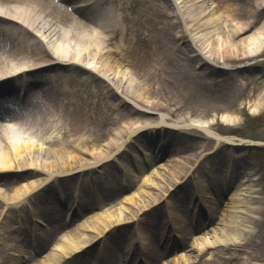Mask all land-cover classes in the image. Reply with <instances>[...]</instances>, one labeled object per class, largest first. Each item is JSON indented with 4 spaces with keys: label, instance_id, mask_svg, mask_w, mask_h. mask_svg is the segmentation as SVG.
<instances>
[{
    "label": "bare ground",
    "instance_id": "bare-ground-1",
    "mask_svg": "<svg viewBox=\"0 0 264 264\" xmlns=\"http://www.w3.org/2000/svg\"><path fill=\"white\" fill-rule=\"evenodd\" d=\"M76 1L80 2V5H86V8H81L79 4L73 6L72 3ZM166 1L137 0L141 5H138L139 18L145 15L151 16L152 23L148 19L149 24L159 30L158 37L156 35V40L160 41L157 43L158 49L154 50L146 44L147 55L145 56L137 52H128L121 42L112 43L109 46L106 38L113 31L125 37L128 35L126 30H135V28L122 23L120 26L117 15L107 6L100 7L99 0H0V6H2L0 8V74L15 73L16 77L19 70L29 67L24 62H5L4 44L8 38L13 44L11 46L13 50L9 52L11 57L15 59L19 57L15 55V50H26V53L33 57V61L40 59L47 61L48 65L31 70L29 75L39 73V71L46 73L51 70L54 76H57V71L60 69H72L84 70L89 73V76L90 74L93 76L103 71L107 73L106 77L110 80L119 81L117 89L124 94L121 97L113 87L108 86L107 92L109 91L111 97L116 99L114 103L118 101L117 105L121 103L124 106L125 101L130 100L133 103L132 106L124 108V115L119 119V115L115 113L112 125H118L120 129L116 135L114 134L115 136H111L112 139L105 149L102 148L101 151L87 156L83 145H88L90 139L93 141V137L88 123L82 119L80 108L70 109L67 105L71 100L69 93L73 91V87H69V79L66 76H63V85L60 86L54 84L45 86L39 83V87L33 90L35 93L32 98L22 95L15 98L8 92L3 93L5 102L0 99V171L18 168L23 170V174L14 175L15 180L9 182L11 188L5 193L0 192V200L5 199L8 205V207L5 206L7 210L11 206H17L22 199L19 204L22 206L15 214L18 216L17 220L11 221L7 216L0 224L2 238L4 232L9 235L8 230H12L9 237H5V242L0 243L2 249L5 244V254L10 255L5 258L2 256L3 250H0V264H21L31 260L32 246L27 245L22 240L24 238L21 239L22 230L27 232L33 244L47 238V247L44 252L42 251V257L38 261L33 258L36 261L34 264H122V261L127 262L130 259V262H133L137 251L145 253V258L148 254L150 260L148 264H159L158 261L162 255L167 253L164 259L168 260L171 250L176 251L177 249L167 246L169 243L162 238L165 227L162 226V229L158 230L155 226L157 223L153 221H157L158 224H168L173 231L180 222L187 223L186 226L190 225L188 224L190 217L184 210H181L180 214H176L173 210V207L179 205L186 207V198L193 200V205L187 209L193 210L195 218L197 214L205 213V209L211 216L210 208L219 212L221 206V204L217 205L215 195L223 194L222 191L228 190V187H230L231 202L223 207L226 210L222 213L223 225L212 229L211 235L205 232L197 236L195 253L174 256L172 264H196L202 261L207 264L209 260L204 257L210 253L208 252L209 246L228 247L235 244L239 237L245 239L246 244L256 238L257 247L261 248L263 242L261 230L255 233H244L242 226H246L247 220L239 214V211L244 210L247 202L246 191L256 192L258 190L252 183L254 180L252 172L238 168L234 163L233 165L227 164V159L222 164L199 162L202 152L198 153L199 156L189 153L184 155L176 143L172 141L168 143L169 140L179 139V134L175 130L177 128H174L177 125L164 120L165 117L174 116L173 118L177 117L180 120L187 117L178 116L175 107L168 108L167 105L151 97L160 95L159 86L158 93L155 86V76L159 70L166 75H173L179 70L186 71L194 68V71L202 70L198 75L201 77L203 72L208 70L207 68L216 70L218 67L228 70L232 62L257 56L256 54L264 48V0ZM183 12H187L190 17L186 21L189 27L188 34H186V29L184 31L179 24L177 25L179 18H183ZM49 17L54 20L55 26L46 30L45 24L49 21ZM172 18L175 19V28H178L176 31L180 34L176 33L171 36L169 31L174 25ZM132 24L137 27L141 22L137 18ZM53 31V37L47 39V47L38 43V47L33 49L30 37H38V40L46 39L47 34ZM141 37L147 40V35L143 34ZM180 41L183 42L179 44ZM93 62L96 64L93 65ZM125 65L130 66V73L122 68ZM235 71L233 75L235 74L238 79L240 77L238 72L243 70L236 69ZM25 75L28 76L29 82L34 80L30 79L31 76ZM54 76L51 78L53 79ZM164 78V76L161 77L163 81H165ZM190 80H192L191 76ZM260 82L262 83L260 86H264V80ZM146 83L148 86H145ZM1 85L4 83L1 82ZM1 88L5 91L11 89L5 86L0 87V91H4ZM263 94V88L260 90L259 87V91L253 98L257 102L250 104L253 106L251 109L253 114L261 110L262 101L260 100ZM27 98L36 107V113H28L21 107L29 102ZM138 106L145 107L142 113ZM146 111L156 112L153 120L141 119L144 118ZM137 119L141 120L142 124L134 126ZM232 119L234 117L223 118L225 123H230ZM197 122L201 123L200 120L194 118L188 124L194 125ZM144 125L152 134L146 139L142 137L141 131L143 130H138ZM205 131L213 134L209 125H206ZM57 135H60V139L56 146L47 145V142ZM232 138L233 136H229L226 139ZM153 139L158 140L156 146L152 144ZM219 142L220 139L216 138L210 149L213 150ZM139 144L143 145L140 150L131 153L130 150ZM110 151L116 161L127 158L126 162L118 164L120 169H116L117 166L112 169L105 162L107 159L105 155ZM162 154L169 156L168 161H174L171 168L168 167L166 173L169 176L166 178L164 177L166 174L156 175L157 170H150L148 166L151 161L161 160ZM183 159L190 161L188 169H183L182 165L175 162ZM72 166L80 167L77 169H80L79 172L84 175L79 179L82 187L75 190L72 197L65 194L62 188L60 191L61 198H64L62 200L59 198L55 200L57 196L54 191L36 197L39 192L49 189L54 183L62 185L64 182L74 181L73 176H70V179L61 178L59 180L60 176L67 177L66 175L70 173L68 170ZM44 168L47 169L46 185L35 193L36 188L41 186L42 182L36 184V188L33 183L41 179L39 171ZM95 168L102 169L97 176L109 185L105 191L112 197V200L106 204L104 203L106 200L103 199L106 194H102L104 189L88 184L89 180L97 181V176L86 175ZM102 173L105 175L103 176ZM191 182L195 183V187ZM227 184L230 186L227 187ZM123 188L126 191H123ZM196 199H198L197 202ZM64 203L75 209L70 211L69 207L63 205ZM115 205L120 206L111 209ZM44 208L50 212L48 217L41 212ZM122 208L128 210V217L121 215ZM83 210L92 211L90 216L93 217H88L84 222L74 225L73 232L66 231L65 225L59 223L56 215V212L62 215V220L63 215H66L70 219V224H74L78 217L83 215L80 213ZM163 212L164 217H162ZM30 215L36 219L35 223H39L38 221L49 223L41 227L25 225L26 229L22 226L17 229L20 221L30 222L27 221ZM129 218H135V224L130 226L133 230L118 246L120 250H117L111 246L113 244H108V242L113 234L115 237L124 234L122 230L128 228L126 220ZM193 220L194 231L203 228L199 219L196 221L192 218L190 222ZM202 223L205 225L204 221ZM85 228L94 229L96 235L85 234ZM177 230L181 232V229ZM65 232L68 234H64ZM176 233L179 232L175 231L174 234ZM57 234H59L58 237ZM54 239L56 241L50 244ZM9 240L14 242L18 240L20 243L11 246L8 243ZM91 242L92 246H103L98 247L100 250H96V253H89L86 246ZM157 242L164 244V247L155 248ZM186 247L188 245L185 243L181 248ZM19 250L21 255L16 256L15 253ZM121 250L125 251L124 256L120 255ZM75 251H81L82 254L72 256ZM217 253L216 251L215 254ZM221 253L222 255L218 254L217 257L225 258L223 252ZM65 256L72 258L63 260ZM258 257L264 259V249L259 252Z\"/></svg>",
    "mask_w": 264,
    "mask_h": 264
},
{
    "label": "rangeland",
    "instance_id": "rangeland-1",
    "mask_svg": "<svg viewBox=\"0 0 264 264\" xmlns=\"http://www.w3.org/2000/svg\"><path fill=\"white\" fill-rule=\"evenodd\" d=\"M102 1V0H101ZM162 1V0H161ZM167 2L166 0H163ZM104 6H107L109 9H111L118 17L120 26L121 23L124 25H130L135 28V30H126L127 36L123 37L118 34V32H112L109 39L107 38L106 42L109 44L115 43L118 44L121 42L127 49L128 52H137L141 55H147L146 50V44H149L150 47L154 50L158 49V40H156V35L158 37L159 30L154 28L152 25L149 24L152 17L151 16H143L141 19L139 18L138 14V5H140L137 0H108V1H102ZM2 8V6H0ZM148 14V13H147ZM136 16V17H135ZM135 17V18H134ZM182 17L179 18L177 25L179 24L181 28L186 29L189 31V27H187L186 22L188 18L187 12H183ZM137 18L140 20L141 24L139 26H134L132 22L136 21ZM150 21H149V20ZM54 20L49 17V21L45 24V29H49L54 25ZM172 22H174L173 28L170 29L169 33H171V36L176 33L177 28H175V19L172 18ZM152 23V21H151ZM139 32V33H138ZM143 34L147 35V40L142 39L141 35ZM53 37V32L50 34H47L46 40L41 38L38 40V38L30 37L33 49L38 47V43L43 44L47 47L46 42L48 38ZM123 38V39H122ZM122 39V41H120ZM9 41H5L4 48H5V55L6 59L5 62L10 63H26L29 67L32 69H39L43 68L44 66L48 65L47 61L45 60H32V56L28 55L26 53V50H15V55L19 56L18 58H13L9 55V52H12L13 46L12 41L7 38ZM160 40H162L160 38ZM120 43V44H121ZM167 43V42H166ZM140 55V56H141ZM257 56L251 57L249 59L240 60L237 62L231 63V68L221 69L216 68V70H208L207 73H204L203 76L198 77V75L201 73L198 72L199 70L187 69L185 70H179L175 74H169L166 75L163 71L158 72V74L155 76L157 87V93H158V86L160 88L159 90V96L158 97H151L154 100H157L158 102H161L168 106V108H176L178 116H186V119H177L176 118H169L165 117L166 122L174 123L177 125V128L175 129L178 132L179 139L176 138L174 140H169L168 143L174 142L176 143L183 152L184 155L186 153H189L191 155H197L198 153L202 152V156H199V162L202 161L203 163H209V164H222L227 159L228 161H232L235 166L238 168H244L247 169V171L252 172V183H254V188L258 189L256 192H248L246 191L245 196L247 199V202L245 204L244 210L239 211V214H241L242 217H245L247 220L246 226H242L244 233H255L258 230L260 231L263 242L261 244V248L257 247V239L255 238L254 241L245 243L246 240L241 238L240 235L238 236L239 239L235 241V244H232L228 247H224L221 245H217L215 247H208V253L205 255V259H208L209 261L207 264H264V259L262 260L259 256V252L264 249V94L260 101H262V107L259 113L253 114L251 112L252 105L254 102H257V100H253L255 93L263 88L264 92V86L260 82L262 79L264 80V48L261 50L260 53L256 54ZM96 63L93 62V65ZM36 66V67H35ZM26 69L25 71L21 70V73H19L15 78L14 77H5L0 82L4 81V85L1 86H11L15 89H29L32 90L35 87L39 85L41 81H50V78H48L46 75L49 73H42L39 71L36 72L33 75H29V72L32 69ZM122 68H125V71L130 73L131 69L130 66L125 65ZM244 68V69H243ZM236 69H240L243 71L238 72V75L240 77L237 79L236 75H233V72ZM63 70V71H62ZM5 71V70H4ZM33 71V70H32ZM57 76H52L53 79H51L52 83L51 85H57L60 86L63 85V76H66V78L69 79L68 84L69 87H73V91H70L71 100L68 106L70 107H79L81 112L82 119L88 123L89 128L91 130V136L93 137V141L90 139L88 145H83V148H85L86 155L88 156L91 153H94L96 151H101L102 148L105 149V146L110 142L112 139V135H116L118 133L120 127L118 125H112L114 123V117L116 116L115 113L119 115L118 119L123 116L124 114V108L132 106V102L128 100L125 101V106L117 105L116 99H113L111 96V93L108 90V86L113 87L118 93L119 96L123 97L124 94L120 91V89H117V85L119 84V81L117 80H110L107 78L106 74L102 71L99 72L98 75L91 76L88 72H85L84 70H72V69H60V71H57ZM237 72V71H235ZM25 74L31 76L30 79L32 82L28 81V76ZM39 74V75H38ZM61 75V77L59 76ZM120 75V74H119ZM26 76V77H24ZM121 76V75H120ZM165 77V81L161 79V77ZM190 76L192 77V80H190ZM242 76V77H241ZM144 77V76H143ZM146 77V75H145ZM101 78V79H100ZM37 79V81H35ZM103 79V80H102ZM147 79V78H146ZM35 81V83H34ZM146 82V80H145ZM264 83V82H263ZM6 84V85H5ZM145 86H148L146 83ZM33 91V90H32ZM30 91L29 94L27 93V97H33L35 91ZM4 96L0 95V99L5 102ZM29 99V98H27ZM118 99V98H117ZM259 101V99H258ZM168 102H171V104H167ZM23 103V102H22ZM242 106V107H241ZM23 109L26 111H32V113H36L37 109L36 107L29 102L24 103L21 105ZM20 107V108H21ZM139 107V106H138ZM116 108V109H115ZM140 108V112L142 113V109L145 107ZM28 109V110H27ZM154 111H146L144 118L141 119H152L155 116ZM115 115V116H114ZM234 117V119L231 120L230 123H225L223 118H229ZM198 119L201 123L197 122L194 125H189L188 123L191 122L192 119ZM142 124L141 120L136 121L134 126H139ZM201 124V125H200ZM167 125V124H165ZM188 125V126H187ZM206 125L211 126L213 130V134L206 132L205 128ZM138 130L143 133V138H148L151 136V132H149V129L146 125L143 127H139ZM145 130L147 132H145ZM114 135V136H115ZM226 136H233L232 139L228 140L224 138ZM217 139H220L219 144L212 149H210V146L214 141ZM60 139V135H57L51 141L47 142V145L53 144L56 146L58 143V140ZM152 144L156 146L158 140L155 139L152 140ZM44 145V146H47ZM250 145L253 147L250 148ZM143 145H135L131 152H137L140 150V148ZM263 146V147H262ZM259 147V148H255ZM107 158L105 162L113 167L117 166L116 168H119L120 165L126 162L123 159H119L116 161V158L113 157L111 151L105 155ZM84 158V157H83ZM195 158V157H193ZM169 156L164 154V156L159 161H151L149 163L150 170L154 169L157 170V173L166 174L164 177L166 178L169 176L166 172L168 170V167L171 168L174 161H168ZM88 160L91 161V159L88 158ZM116 161V162H115ZM193 161V160H192ZM179 163V165L183 166V169H188L190 166V161H187L186 159H183L182 161H175ZM165 163V164H161ZM198 165V163L196 164ZM195 165V166H196ZM128 167V165H127ZM72 166L71 169L68 170L70 172L65 176H60L59 180L62 178L70 179V176H73L74 181L70 182H64L62 185L59 184H52L49 189L44 190L43 192H39L36 197L43 195L45 193L49 194V191H55L58 192L60 195L61 188L65 192V194L69 195V197H72L75 190H78V188L82 187L80 185V177L84 176L82 172H79L80 167ZM201 171H202V167ZM120 169V168H119ZM102 169L95 168L91 173H88L86 175H95L97 176L100 174V171ZM47 169L44 168L42 171H39L40 180L34 181V188H36V184L39 182H42L41 185L44 186L45 180L47 179L46 174ZM55 171V170H53ZM187 171V170H186ZM22 175L23 170L14 168L9 169L7 172L4 171V173H0V192H6L8 189L11 188V183L13 180H15L14 175ZM58 175V173H57ZM104 176L105 174L102 173ZM58 177V176H57ZM141 177V176H140ZM96 179V178H94ZM97 182V184H95ZM89 186H99L104 191H102V194H106L103 199L106 201L105 204L110 202L112 200V197L108 195V192L105 190L109 187L108 182L103 181V179L99 178L97 176V181L89 180L88 182ZM193 187H195V183L191 182ZM80 185V186H79ZM10 186V187H9ZM41 186V187H42ZM108 186V187H105ZM228 187V186H227ZM40 189L39 187L36 188V190ZM230 187H228V190H223V194L215 195V198H217V205L221 204L219 212L216 211V209L210 208V213H212L211 216H209V212L205 209V215L199 216L198 219L200 220V225L203 227L199 231L195 230L193 231L192 227L191 232H189V227L186 226V224L180 222L175 227V230L173 231L172 228H169V230H164L165 235L162 237L164 238L169 245L176 248L177 250H171L169 253L170 258L168 260H165L166 254L162 255L159 259V264H172V258L174 256H180V254H186V255H193L195 253V249L197 248L195 244V240L197 236L203 235L205 232H208L209 235L212 234V229L214 228H220L223 223L221 222V218L223 217V212H226V210L223 208L226 205L228 206L231 202L230 200V193H229ZM38 192V191H37ZM69 192V194H68ZM215 192V191H214ZM46 194V195H48ZM101 195V193H99ZM124 194V193H122ZM38 201V199H36ZM42 200V199H41ZM249 200V201H248ZM251 201V202H250ZM22 199L18 202L21 203ZM188 204V201L186 200V205ZM5 199L0 202V224L2 223L3 218L10 217L12 221V213H16L15 206L9 207V209H5ZM193 205L192 202L188 204V208ZM18 206V205H17ZM120 205H115V207L111 209H116ZM69 207V206H67ZM40 209V208H39ZM104 209H108L107 207H104ZM46 209H42L41 212L48 217L50 212H48ZM173 210L176 214H180L181 208L173 207ZM224 210V211H223ZM108 211V210H107ZM9 212V213H8ZM38 212V211H37ZM90 210H83L80 213L83 214L82 216L78 217V219L72 224L71 226L67 227L63 220L62 215H59L58 212H56L58 221L60 224L65 225V230H71L73 232L75 230V226L80 222H84L92 213ZM123 217H128V210L122 208L120 211ZM188 214V211L186 212ZM87 216L86 218H84ZM205 216V217H204ZM207 216V217H206ZM209 216V217H208ZM83 218V219H82ZM195 219V215L192 217ZM191 218V219H192ZM130 219V218H129ZM204 221V224L202 223ZM48 222V221H47ZM47 222H44V224H47ZM125 222V221H124ZM49 223V222H48ZM257 223V224H256ZM126 226H128L127 229L122 230L123 235L118 236H111L110 241L108 244L111 245L113 248H117L119 250L118 246L125 240L126 236H128L129 231L132 230L130 228V224L126 222ZM191 226L194 227V220L190 222ZM48 225V224H47ZM38 227H41L40 224H37ZM204 226H206L204 228ZM241 226V225H240ZM118 227V226H117ZM116 227V228H117ZM83 228V227H81ZM201 228V227H200ZM177 229H181V232ZM12 230H8V233L10 235ZM60 231V230H59ZM177 231L179 233L174 234V232ZM121 232V231H120ZM7 233V232H6ZM4 232L3 238L0 236V243L5 242V237H9V235ZM87 235H96V231L94 229H89L84 232ZM48 234V232H47ZM64 234H68V232H65ZM48 236V235H46ZM22 239V238H21ZM45 239V238H43ZM235 240V239H234ZM25 241V240H24ZM56 241V240H55ZM54 241V242H55ZM42 242V243H40ZM52 242V243H54ZM174 242L176 244H174ZM183 243L181 246L178 243ZM8 243L12 246L20 243V241L16 240L14 241H8ZM51 243V244H52ZM171 243V244H170ZM187 244L188 247L181 248L184 244ZM40 247L36 248V254L33 255L31 260L24 261L25 263L21 264H34L33 258H35L37 261L42 257V251L44 252L45 248L47 246H44L43 240L39 241ZM158 246L164 247V244H160L157 242L155 248ZM99 247V246H98ZM96 245L91 246L89 248V251H96L100 248H98ZM3 248V247H2ZM0 248V250L4 251L2 253V256L5 257V244L4 249ZM218 249V250H217ZM159 250V249H158ZM216 251L218 252L217 254ZM21 251H17L15 253L16 256H19ZM150 252V251H149ZM148 252V253H149ZM223 252V256L225 258H219L217 257L218 254H221ZM123 256V255H122ZM136 260L134 259L133 262L127 261L123 262L122 264H148L149 257L147 254V258H145V253H140L138 251L137 254H135ZM70 260V258H68ZM141 259V260H140ZM30 262V263H29ZM203 262V261H202ZM199 262L196 264H204V262Z\"/></svg>",
    "mask_w": 264,
    "mask_h": 264
}]
</instances>
